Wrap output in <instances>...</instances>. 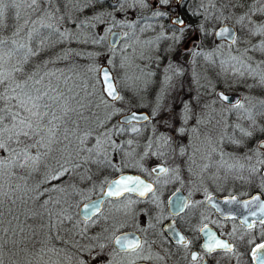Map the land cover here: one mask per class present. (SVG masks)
I'll list each match as a JSON object with an SVG mask.
<instances>
[{
  "label": "rangeland",
  "instance_id": "374dc122",
  "mask_svg": "<svg viewBox=\"0 0 264 264\" xmlns=\"http://www.w3.org/2000/svg\"><path fill=\"white\" fill-rule=\"evenodd\" d=\"M95 1L103 0H52L51 3L42 0L38 8L29 7L31 0H3L0 27L7 28V22L13 26L8 32L0 28V40L6 41L2 46L3 50L9 51L18 47L19 44H25L37 51L39 54L29 59L30 68L25 66L26 74L34 71L39 76H44L43 83L55 89L56 94L64 95L66 99H68L66 88L69 84L73 86L76 82L75 78L80 76L73 68L67 66L69 61L73 62L82 58L89 60L90 65H85V67L87 66L91 72L95 73L96 79L93 85L98 87L101 93L102 87L95 69L104 65L108 66L114 75L120 96L123 98L116 101L118 104L111 108L112 116L118 118L121 114L131 110L147 111L151 116V122L147 128L148 135L159 137L157 140L159 151L164 150L162 147L166 144L165 142L172 137H177L185 143L180 152L184 155L188 153L189 167L203 173V182L214 194L238 195L241 198L249 196L247 191L249 171L260 167L262 164L259 161L264 160V152L258 149L260 141L252 150L245 146L241 152L228 148V145L230 143L232 145L234 141H239V144H233H242V135L245 136L243 132L252 133L257 126L264 128L258 121L255 123V117L250 116L256 105L252 90L257 88L258 92H264V48H262L264 34H252L264 25V15L261 21H256V16L250 14L248 20L238 22L247 11L237 5L234 12L221 21V23H228L238 28L239 36L236 43L231 47L220 45L215 58L211 52L201 54L198 59L199 64L195 67V60L190 53H183L184 40L194 35H201V33L205 37L206 32H209L208 27H202V24L198 25L196 21H194L196 28L190 26L183 32L171 31L165 26L154 29L144 24L138 27L137 22L131 21L130 15L133 14L135 8L150 9L151 5L145 0L143 3L141 0H123L122 8L113 6L112 0H105L110 2L108 9H95L93 6ZM161 6L166 8L169 4H161ZM261 8L264 14V6ZM45 13L53 15L48 18ZM96 15H99L101 19H93ZM85 20L90 21L87 26L76 27ZM42 24H52L53 28L43 27ZM54 28L68 31L72 35L65 39L55 32ZM216 28L211 31L214 32ZM17 29H22L19 36L15 35ZM41 29H45L44 38L33 48L32 38ZM115 30L123 32V39L116 48L111 49L108 47L107 40ZM29 31L32 32L31 39L27 36ZM100 39H105L106 48H100ZM153 39H155L154 42ZM13 40L16 41L15 45L12 43ZM253 40L261 42L260 47L247 48L248 41ZM192 46L196 49L197 44ZM26 51L27 48L14 53L11 63H17ZM250 51L252 52L248 53ZM255 51H259L261 53L259 55L263 57H254L253 52ZM40 54L44 56L42 60H38ZM222 55H225V58ZM181 59L190 64L191 84L200 95L205 94L211 97L214 88L217 87L216 78H219L223 91L239 93L243 96V102L240 104L243 106L227 108L216 99H211L203 103L204 105L200 106L198 112H194V95H186V93L182 95V98L188 97L189 100L184 99L182 110H178L176 101L178 94L182 91L181 74L183 70L177 62ZM217 62H219V67ZM219 72L221 76L216 75ZM183 86L188 87L185 83ZM257 99L264 103V97H257ZM247 118L251 122L249 126L246 124ZM114 124L117 125V120ZM179 128L184 129L182 134L178 131ZM138 129L140 127L132 126V130ZM110 131L106 132L109 134L108 138L119 145L120 142L113 139ZM100 139L103 140L105 137ZM138 150L137 145L132 144L130 152ZM114 151L115 149H109L105 153L108 160L112 162H116ZM0 155L6 154L0 151ZM77 158L81 159L80 156ZM137 158L140 159L139 156ZM149 161L155 166L160 158H151ZM3 177L5 175L0 176V183ZM3 187L5 186L0 187V193L3 192ZM16 190L17 187H14L13 191ZM84 200L85 198L75 205V211ZM50 215L47 220V231L52 232L54 239L65 245V247L50 245L58 252L57 255L52 249L50 250L52 264H75L74 255L77 250L70 249V242H76L78 247L96 245L94 233L88 238L82 236L80 240L75 239L73 237L78 235V232L86 231L85 225L74 224L72 228L75 230L70 231V234L66 226L67 220L61 224L53 217L51 211ZM43 233L44 228L40 227L38 235L42 236ZM48 236L47 233L46 238Z\"/></svg>",
  "mask_w": 264,
  "mask_h": 264
},
{
  "label": "flooded vegetation",
  "instance_id": "af4514ba",
  "mask_svg": "<svg viewBox=\"0 0 264 264\" xmlns=\"http://www.w3.org/2000/svg\"><path fill=\"white\" fill-rule=\"evenodd\" d=\"M145 1L151 5L150 9L135 8L133 14L130 15L131 21L137 22L136 26L138 27L147 24L154 29L165 26L171 31H179L180 27L172 23V19L177 15H180L189 26L196 28L194 24L196 21V24L208 27L209 32H206L205 37L201 33V35H194L192 38H185L184 40L183 53H190L195 60V67L199 64L198 59L201 54L211 52L215 58V53L220 45L224 47L233 45V42L227 39L218 40L216 35L221 27L231 25L221 23V21L226 16L231 15L237 5L242 6V9L249 13L245 12L243 15L245 20H248V15L251 14L256 16V21H261L264 15L261 8L264 6V0H182L178 9L176 3H170L168 7L163 8L159 0ZM114 4L112 2L113 6ZM154 11L166 14L154 16ZM231 26L236 30L235 40L237 41L239 30L236 26ZM214 28L216 30L212 32L211 30ZM152 41L154 42L155 39ZM193 44H197L196 49L192 46ZM247 44L249 45L247 48L260 47L261 42L253 40L248 41ZM253 53L254 57L257 58L262 56L259 55L261 54L259 51ZM222 57L225 58V55ZM177 64L183 70L181 74L182 91L178 94L179 97L176 101L178 110H182L184 99L189 100L188 97L182 98V95L186 93V95H194V112H198L200 106L211 99H216L227 108H237L220 100L218 97L220 92L238 94L241 96L239 105L243 102L241 94L223 91L219 84V78H216L217 87L214 88L211 97L205 94L200 95L191 84L190 64L182 59ZM217 66L219 67V62H217ZM216 75L221 76V72L216 73ZM184 83L188 87H184ZM252 91L256 98L254 99L256 102L254 111H256L264 106V103L257 99V97H264V93L263 91L258 92L257 88ZM190 101H192L191 98ZM150 122L151 120L147 124ZM158 138V136L150 135L125 137V142L130 141L133 145L136 144L139 150L137 152L126 151L121 155L114 154L116 162H113L114 167L110 171L82 167L86 160L85 152L79 153L81 159L70 161L69 166L79 163L81 167L73 168L70 175L62 178L68 197L65 212L72 217L71 221L66 223L69 233L70 231L74 232L75 228H72L74 224L85 225L86 231L78 232V235L73 238L80 240L83 237L88 238L94 233L96 246L98 247L101 243L107 246L104 251L108 253V259L112 261V264H133V261L134 264H254L252 249L256 244L264 243V225L260 222H253L250 226L245 227L237 218L219 215L216 209L207 202L206 194L217 198L232 195L214 194L210 187L203 182V173L189 167L188 153L184 155L183 152H180L185 144L183 141L177 137H172L165 142L166 144L162 147L164 150L161 152L157 146ZM127 147L131 148L132 145ZM151 158H160V161L154 166L149 161ZM159 166H163L168 171L166 173L152 171L153 168L158 169ZM108 172H111V177ZM126 174L140 176L145 182L151 183L156 200H153L152 193H147L144 197L124 194L119 198L106 199L102 204L101 211L90 220L80 218L79 208L83 204L101 197L111 180ZM83 198L85 200L80 203L77 211H75V205ZM178 198L188 201L189 204L179 212L176 211ZM130 201H135V203H131L133 214L126 215V212L129 211L127 206ZM170 201L173 202L174 206H171ZM151 225H155V227H151ZM205 225L208 230L215 233L218 239L230 243L233 251L227 252L217 249L211 254L206 253L203 244L206 242L207 236L199 231ZM87 229L89 230L87 231ZM106 229L107 231H105ZM141 229H147V231ZM129 233H134L137 238L147 242L144 244L143 255L149 258L143 259L134 254L117 250L109 251V249L116 248L111 239L113 234L119 236ZM176 234L184 236L191 242L187 248L177 243ZM73 245L78 247V244L71 241L69 245L71 250L76 251L77 247H73ZM192 253H197L198 259L196 261L191 259Z\"/></svg>",
  "mask_w": 264,
  "mask_h": 264
},
{
  "label": "snow or ice",
  "instance_id": "6c2138e0",
  "mask_svg": "<svg viewBox=\"0 0 264 264\" xmlns=\"http://www.w3.org/2000/svg\"><path fill=\"white\" fill-rule=\"evenodd\" d=\"M42 0H31L29 7L38 8ZM51 3L52 0H47ZM144 0H141L143 3ZM160 4L168 5L170 3H176L179 7L177 0H159ZM114 6L123 7V0H115ZM59 11V9H57ZM166 13L160 11H154V16H162ZM52 13H45L48 18L52 17ZM0 16H3V0H0ZM18 18V14H17ZM63 19V17H61ZM95 20H100L101 17L96 15L93 17ZM245 16L240 17V21L243 22ZM174 24L180 25V32L185 31L188 24L177 15L172 21ZM90 21H81L76 27L87 26ZM43 27L53 28L52 24H42ZM58 32L59 35L65 39H68L72 34L68 31H61L59 28L53 29ZM22 29H17L15 35L19 36ZM264 34V25H261L257 32L252 34ZM230 34L228 28L222 29L217 35L224 36ZM29 39L32 37V32L27 33ZM179 39V37H177ZM86 42V41H85ZM233 44L236 43L235 38L232 40ZM6 43L4 40H0V151L6 155H0V176L8 175L11 176L15 169H26L31 172L39 171L42 164H44V158L53 151V145L60 143L57 136V129L59 125L56 121L62 119L58 116L54 107L56 102L59 100V95L52 96L50 92L52 89L50 87H37L41 85L44 80V76H39L37 72H31L26 74L25 66L29 63V59L32 56H36L39 53L34 51L31 47H27L25 44H19L18 47L4 51L2 46ZM12 43L15 45L16 41L13 40ZM43 43V41L41 42ZM27 48V51L22 55V57L17 61V63H11V58L14 53L19 52L21 49ZM264 48V46H262ZM98 73L102 74V79L99 81L104 87L102 92L106 93L108 97H111L113 101L123 99L115 87L114 77L110 74V70L106 68H96ZM39 76V78H37ZM218 97L222 101H229V97L223 93H219ZM233 107H242L243 105H230ZM69 109L64 107L63 113L67 115ZM133 119H135V114H133ZM146 119V117H145ZM178 131L182 134L184 129L179 128ZM243 131V130H241ZM264 131V129H262ZM245 136H251L249 132H243ZM105 139H97L95 141V148L100 149V151H94V148L84 149L77 146L79 151H87L89 157L93 154L98 158L104 155L109 149H118L120 145L116 144L114 141H110L107 133L101 134ZM64 140L69 139V133L66 131L64 135ZM84 140H80V145H83ZM131 142L129 141V144ZM234 143L239 144V141H234ZM107 145V147H106ZM260 150H264V144L259 145ZM35 150V152H33ZM78 154V153H77ZM106 159V157H105ZM92 162H99L98 160H93ZM264 164V160L259 161ZM68 163V162H66ZM87 163V161H85ZM110 164L111 161H108ZM47 167V165H44ZM81 165L79 163L73 164L71 166H66L61 164L58 169H54L49 172L44 179L41 181L43 184H48L51 181L61 180L64 176L70 175L73 168H79ZM153 172L166 173L168 169L164 167L153 168ZM90 178V177H89ZM2 187V185H0ZM11 187V186H10ZM19 188V186H17ZM36 192L35 197H29L30 199H39L44 196L48 191H64L62 188H58L53 185L50 189L38 190L34 189ZM125 193H137L140 197H144L146 193H152L153 200H156V195L151 183H145L144 180L139 177L134 176H121L117 180H113L108 183V190L105 195L108 197L119 198ZM4 196L8 197L7 192L3 193ZM11 199V197H9ZM255 200H259V197H254ZM207 202L211 203L212 196L206 194ZM235 200H226L225 203H231ZM13 204L16 203L14 199L11 200ZM3 201L0 200V204ZM50 203V198L41 201V207H46ZM56 203H59L57 200ZM131 203L135 201H130L127 206L129 211L126 215L133 214L131 210ZM170 203H172L170 201ZM250 203V202H249ZM189 206L188 201L177 199L176 211H182L183 208ZM93 210H98L99 204H93ZM262 211H264V205H261ZM86 211H91L86 209ZM3 215L2 209H0V216ZM58 223H63L64 221H71L72 217L67 215L64 210L57 214ZM87 219H91V216H87ZM260 223L264 225V219H261ZM55 227V225H53ZM155 227V225H151ZM118 230V229H117ZM142 231H147V229H141ZM7 229H4V233L7 234ZM107 231V229L105 230ZM207 236L206 242L203 244V249L206 253H213L217 249H222L227 252H232L233 248L230 243L220 240L216 237L215 233L207 229L205 225L199 230ZM83 235V233H81ZM177 235V243L181 244L183 247L191 243L184 236ZM112 243L116 246L115 249H109V251L117 250L120 252L134 254L139 258L147 259L149 257L144 256V244L146 241H142L135 236L134 233L124 234V235H114L112 236ZM77 247V245H73ZM107 246L103 243L96 245H80L77 247V252L74 255L75 264H112V261L108 259V253L104 250ZM52 251L58 255L55 249ZM43 253V249H41ZM252 258L256 264H264V243L256 244L252 249ZM71 259V258H69ZM191 259L196 261L198 259L197 253H192ZM0 264H4L3 259H0ZM31 264V262H29ZM134 264V261H133Z\"/></svg>",
  "mask_w": 264,
  "mask_h": 264
},
{
  "label": "trees",
  "instance_id": "16d2710c",
  "mask_svg": "<svg viewBox=\"0 0 264 264\" xmlns=\"http://www.w3.org/2000/svg\"><path fill=\"white\" fill-rule=\"evenodd\" d=\"M93 6L95 9H108L110 8V2L105 0L95 1ZM7 26V28H0L4 32L12 30L13 26L10 22H7ZM44 32L45 29H41L34 34L32 38L33 48L44 38ZM106 46L105 39H100V48L104 49ZM42 58L44 56L40 54L38 60H42ZM85 65H90V62L83 58L67 63V66L73 68L80 75L75 78L76 82L73 83V86L69 84L68 88H66L68 90V99L63 97L64 95L56 94L55 89L50 87L52 89L50 95H59V100L55 104L54 111H56L58 116L62 117V119L56 121L59 125L57 136L61 142L53 145V151L44 158V164L41 165L39 171L29 174V171L26 169H15L11 176L8 177L5 175L0 183V185L5 186L3 187V192L0 193V200L3 201L0 204V209L3 212V215L0 216V259H3L4 264H29V262L31 264H52L50 259L52 246L50 245L65 247L62 242L54 239L52 232L49 233V230L47 231V220L51 216L50 211L53 217L58 219L57 214L62 210H66L65 205L68 197L64 189L63 180L51 181L48 184H43L41 181L49 172L58 169L61 164L69 166L71 160L75 161L78 159L77 157L80 152H85V161H87L82 167L86 166L88 168L109 171L114 167L113 162L108 160L107 154L97 158L94 154L89 157V153L86 150L79 151L77 146H81V139L84 140L82 148H94V151H100V149L95 148V141L103 138L101 134L110 131L112 128L110 135H112L115 141L120 142V148L115 149L114 154L121 155L123 152L130 151L131 148L127 146L132 145L124 141L125 137L149 134L147 131V128H149L148 124L140 126V129L136 131L132 130V126H121L118 123L115 126L114 123H116L117 118L116 116H112L110 112L111 108L118 104V101L110 102L106 100L99 88L93 85V81L96 79L95 73L91 72ZM27 66L30 68V63ZM44 85L45 83H42L40 86L42 88L47 87ZM64 107L69 109L67 115L63 113ZM250 116L255 117V123L258 121L264 127V106L252 112ZM250 123L248 119L247 126ZM262 129L264 128L259 126L255 127L251 136L242 135L243 145H236L233 142L232 145H230L231 143L228 145V148L241 152L246 146L252 150L258 141L264 140V131ZM66 131L69 133L71 143L68 140H64ZM93 160H98L99 162L94 163L92 162ZM108 161H111V163L109 164ZM45 164L47 167L44 166ZM263 166L264 164L257 169L249 171L248 195L259 192L264 198ZM108 175L111 177V172H108ZM52 185L62 188L64 191H48L38 200L29 198L30 196H36V192L33 191L34 189L42 191L44 189H50ZM17 186L19 188L13 191L14 187ZM5 192L9 194L8 197L3 195ZM49 198L50 203L46 207H41V201ZM12 199L16 201L15 204L11 202ZM57 200L59 203H56ZM50 223H53V221H50ZM40 227L44 228V235L42 236L38 235ZM4 229L8 230L7 234L4 233ZM47 233L49 234L48 238H46ZM41 249H43V253Z\"/></svg>",
  "mask_w": 264,
  "mask_h": 264
},
{
  "label": "water",
  "instance_id": "95a60500",
  "mask_svg": "<svg viewBox=\"0 0 264 264\" xmlns=\"http://www.w3.org/2000/svg\"><path fill=\"white\" fill-rule=\"evenodd\" d=\"M181 1L182 0H177V3L180 5ZM112 2L115 3V0H112ZM178 8L179 7H177V9ZM173 20H174V18L172 19V21ZM175 25H177V24H175ZM177 26L181 27L180 25H177ZM224 28H228L230 34H226L224 36L216 35V38L218 40L227 39L228 41L232 42L233 38L236 37L235 28L231 25H225V26L221 27L217 33H219ZM122 39H123V32L121 30L113 31L109 35L108 40H107L108 47L111 49L116 48ZM100 68H106V69L110 70V68L106 65L101 66ZM110 74L114 77L111 70H110ZM98 76H99V80H101L102 74L98 73ZM114 83H115V79H114ZM101 87L103 88L104 86L101 84ZM115 87L117 88L116 83H115ZM117 91L120 95L118 88H117ZM220 93H223V92H220ZM102 94L110 102L118 101V100L113 101L111 99V97H108L106 95V93H104V92H102ZM223 94H225V93H223ZM225 95H227L229 97V101H223V102L228 104V105H237L241 102V96L238 94H225ZM133 114H135V119H133ZM145 117H146V119H145ZM150 120H151V116L147 111L131 110V111H128V112L121 114L117 118V123L121 126H131V125L140 126V125L147 124ZM261 144H264V140H262L258 143V149H259V145H261ZM262 151L264 152V150H262ZM159 167H163V166H159ZM121 176H134V177H139L140 179H142L140 176L130 175V174L121 175ZM121 176H119L113 180H117ZM262 176L264 178V170L262 172ZM113 180H111V181H113ZM145 183H147V182H145ZM107 190H108V185L105 187L104 192H103L101 197L95 198V199L83 204L79 208V216L81 219L86 220V217L89 215L91 216V218L95 217L101 211L102 204L106 199L115 198V197L106 196L105 193ZM125 194H134V195L139 196L137 193H125ZM233 197L235 198V200L233 202L225 203L226 200H232ZM254 197H259V200H255ZM97 203L99 204L98 210H93V208H92L93 204H97ZM210 205L216 209V212L219 215L225 216V217L237 218L245 227L250 226L253 222H260L261 219H264V211H262V209H261V205H264V198L258 192L252 194L251 196H249L247 198H240L237 195L226 196L224 198L212 197V201H211ZM171 206H174L173 202H172ZM86 209L91 210V211H86ZM87 220H90V219H87ZM253 262H254V264H256V262L254 260H253Z\"/></svg>",
  "mask_w": 264,
  "mask_h": 264
}]
</instances>
